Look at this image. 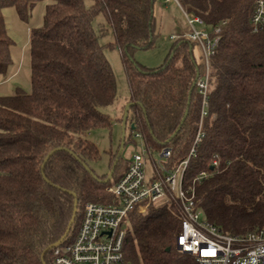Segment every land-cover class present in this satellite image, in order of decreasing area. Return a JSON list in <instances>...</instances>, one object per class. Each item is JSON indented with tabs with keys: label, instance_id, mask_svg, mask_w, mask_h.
I'll list each match as a JSON object with an SVG mask.
<instances>
[{
	"label": "trees",
	"instance_id": "1",
	"mask_svg": "<svg viewBox=\"0 0 264 264\" xmlns=\"http://www.w3.org/2000/svg\"><path fill=\"white\" fill-rule=\"evenodd\" d=\"M42 1L49 4L43 25L31 35L32 92L18 88L0 96V264H43L42 255L63 237L72 218L70 192L77 196L78 212L65 244L76 237L88 203L114 202L107 188L128 168L129 159L120 156L113 179L105 182L108 174L98 175L90 165L101 154L88 135L112 127L104 109L117 96L114 72L93 25L99 15L112 27L111 45L122 53L129 102L138 103L130 110L128 124L135 128L126 143L140 134L155 153L169 147L173 154L164 165L171 171L188 158L202 122L204 137L185 173L187 186L208 173L195 184L197 205L225 234L264 230V32L253 30L256 0H178L184 12L203 21L212 39L220 38L203 119L194 86L197 70L204 71L195 58L197 43L175 39L158 68L133 57L155 44L160 0H0V75L8 72L13 44L3 9L14 6L27 19ZM59 148L43 169L47 155ZM118 152L111 154L110 170ZM214 160L218 165L212 167ZM128 220L126 264H193L188 257H171L181 230L175 201L151 205ZM53 249L45 253L46 264H54Z\"/></svg>",
	"mask_w": 264,
	"mask_h": 264
},
{
	"label": "built area",
	"instance_id": "2",
	"mask_svg": "<svg viewBox=\"0 0 264 264\" xmlns=\"http://www.w3.org/2000/svg\"><path fill=\"white\" fill-rule=\"evenodd\" d=\"M167 1L163 0L164 4ZM169 1L181 9L188 26V32L177 33L172 38L190 39L202 49L204 71L196 87L202 98L203 119L209 108L211 58L220 38L212 39L207 30L197 28L196 24L203 27V21L184 12L178 0ZM251 21L254 32H264V0L255 1ZM136 137L143 141L144 150L129 158L125 174L107 188L114 202H92L85 206L74 240L66 244L63 242L53 249L54 264H126L124 247L130 214H145L151 205L170 204L172 201L178 204L181 218L176 247L193 264H264V230L246 236L223 233L207 220L202 208L197 205L195 184L207 178L208 173L201 172L190 186L185 183L189 161L204 137L202 122L188 158L171 171L164 165L173 154L169 147L162 148L158 152L160 160L155 161V152L147 145L145 138L140 134ZM148 160L154 169L151 177L147 175ZM217 165L218 161L214 160L212 167Z\"/></svg>",
	"mask_w": 264,
	"mask_h": 264
},
{
	"label": "rangeland",
	"instance_id": "3",
	"mask_svg": "<svg viewBox=\"0 0 264 264\" xmlns=\"http://www.w3.org/2000/svg\"><path fill=\"white\" fill-rule=\"evenodd\" d=\"M49 1L39 2L31 11L27 19H22L17 9L14 6L5 7L3 15L6 22L7 32L11 37L13 44L11 46V64L6 75H0V96H8L16 93L17 89H21L26 93L32 92L31 81V35L32 30L41 27L44 23V15L46 6ZM90 2H87L89 5ZM170 8L169 17L167 21L166 31H173L175 24L182 23V31L188 32V26L184 18L179 12L175 11L173 3L167 4ZM158 16L161 19V13L157 8ZM158 34L156 36L155 44L152 48L134 52V59L145 66L146 68H158L165 64L169 57L174 39L170 35H166L162 31L163 21H159ZM96 33L100 36V43L104 47L106 58L111 64V68L115 75L117 96L115 103L104 111L108 114L111 122V128H96L93 129L88 139L94 142L99 148L101 157L98 161L90 163L91 167L98 175L109 174L110 159L112 153H117L120 149L122 137V124L119 118L123 117L124 110L130 100V89L128 79L123 64V56L121 51L113 47L114 33L112 27L107 22L103 15L97 16L93 21ZM197 28H204L196 24ZM195 58L198 64L203 63L202 49L197 44L195 46ZM132 116V111L129 112V117ZM131 129L128 124L127 138L130 137ZM131 142L127 141L121 157L129 159L134 153L144 150L143 141L132 136ZM153 159L159 161L158 153L153 154ZM154 173L153 165L150 160L147 161V175L151 177ZM171 257L176 260H182L188 256L181 253L177 248L171 253ZM189 258V257H188Z\"/></svg>",
	"mask_w": 264,
	"mask_h": 264
},
{
	"label": "water",
	"instance_id": "4",
	"mask_svg": "<svg viewBox=\"0 0 264 264\" xmlns=\"http://www.w3.org/2000/svg\"><path fill=\"white\" fill-rule=\"evenodd\" d=\"M190 50L192 51L193 50V47H191ZM172 56H173V53H172L170 59L172 58ZM199 77H200V72H199V70H197V78H196V81L194 83V86H196V83H197V80H198ZM136 104H138V103L129 102L128 105L126 106L125 110H124L123 117H122V122H121V124H122V137H121L120 149H119V152H118L117 160L115 161L113 167L111 168V170H110L107 178L105 179V182H109V181H111L113 179V175H114V172H115V167L117 165V162H118V160H119V158L121 156V153H122L123 148L125 147V143H126L129 112H130L131 108L133 106H135ZM187 115H188V110L185 112V115H184V117H183V119L181 121V125L179 126L178 130L172 135V137L176 136L177 132L181 129L182 124L185 122ZM130 127H131V129H134L135 128V125H131ZM59 150H62V148L55 149V150L51 151L47 155V157L45 158L44 164L42 166L43 169L45 167L46 162L50 159V157L53 156ZM82 164L84 165V167L86 168V170L90 171V173H91V175H92L93 178L98 179L97 175H95V173H93L91 171L90 167L87 164H85L84 162ZM44 178L47 179L45 176H44ZM70 193L74 196L75 201H74V211H73V215H72V218H71V220L69 222V225H68V228L66 230V233L63 235V237L58 242H56L54 245L50 246L45 251V253L48 250H51V249L59 246L61 243H63L65 241V239L67 238V236L69 235V233H70V231L72 229L73 224L75 223L76 216H77V212H78V199H77V196H76V194L74 192H70ZM45 253L42 255L43 264H46L44 262Z\"/></svg>",
	"mask_w": 264,
	"mask_h": 264
},
{
	"label": "crops",
	"instance_id": "5",
	"mask_svg": "<svg viewBox=\"0 0 264 264\" xmlns=\"http://www.w3.org/2000/svg\"><path fill=\"white\" fill-rule=\"evenodd\" d=\"M171 3L172 2L167 1L166 4H164L163 0H160L158 2L157 8L161 13V19L163 21V25H162L163 33L166 35H170L172 37L173 35H176L177 33L183 32L181 29H182V27L184 28V26H182V23L178 22L177 24H175L176 26H175V29L173 31H166L165 28L167 26V21H168L169 11H170V8L167 6V4H171ZM173 7L175 8L176 12H179L182 15L181 9L177 5L173 4ZM182 17H183V15H182Z\"/></svg>",
	"mask_w": 264,
	"mask_h": 264
},
{
	"label": "bare ground",
	"instance_id": "6",
	"mask_svg": "<svg viewBox=\"0 0 264 264\" xmlns=\"http://www.w3.org/2000/svg\"><path fill=\"white\" fill-rule=\"evenodd\" d=\"M168 2H171V1L168 0Z\"/></svg>",
	"mask_w": 264,
	"mask_h": 264
}]
</instances>
